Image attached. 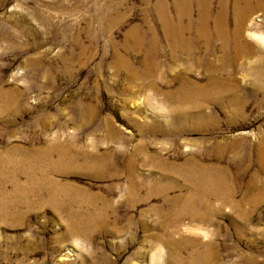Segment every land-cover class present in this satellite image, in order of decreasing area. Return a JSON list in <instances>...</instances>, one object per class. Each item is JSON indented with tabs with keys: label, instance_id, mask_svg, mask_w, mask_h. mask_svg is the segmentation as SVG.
<instances>
[{
	"label": "rangeland",
	"instance_id": "obj_1",
	"mask_svg": "<svg viewBox=\"0 0 264 264\" xmlns=\"http://www.w3.org/2000/svg\"><path fill=\"white\" fill-rule=\"evenodd\" d=\"M263 137L264 0H0V264H264Z\"/></svg>",
	"mask_w": 264,
	"mask_h": 264
},
{
	"label": "bare ground",
	"instance_id": "obj_2",
	"mask_svg": "<svg viewBox=\"0 0 264 264\" xmlns=\"http://www.w3.org/2000/svg\"><path fill=\"white\" fill-rule=\"evenodd\" d=\"M204 74H205L204 79H203L204 83H203V86L201 88H198L194 84H192V83H190V82H188L187 80L184 79L183 84L185 86H187V88H188V92L185 95V98L187 100H191L193 98V96H194L193 90L194 89H202V90H204V93L203 94L202 93H198L197 94L198 100L196 102L198 104L204 103L206 101L205 99L207 97H210V96H217V97H221V98H223L225 96L227 82L222 77V75L220 73V69L218 67L211 66V67H208L205 70V73ZM230 102H233V105H235L236 104L235 98L232 97L230 99ZM258 151L261 154L264 155V137L262 139V143H260L259 146H258ZM260 162L262 163V161H260ZM197 173L198 172L195 170L194 171V174L196 175ZM218 177L221 178L222 176L220 177L218 175ZM203 178L204 177L202 176L201 177V181L203 180ZM194 179H197L196 176H194ZM197 185H199V184H197ZM49 193L51 194L50 195L51 198H54L55 195H56L55 191H52L51 192V188H50V192Z\"/></svg>",
	"mask_w": 264,
	"mask_h": 264
}]
</instances>
